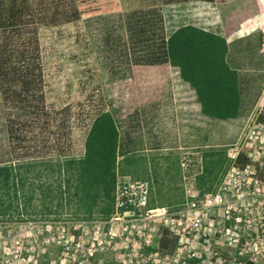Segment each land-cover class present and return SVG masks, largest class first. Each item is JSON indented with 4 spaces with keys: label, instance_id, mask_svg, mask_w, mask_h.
<instances>
[{
    "label": "trees",
    "instance_id": "1",
    "mask_svg": "<svg viewBox=\"0 0 264 264\" xmlns=\"http://www.w3.org/2000/svg\"><path fill=\"white\" fill-rule=\"evenodd\" d=\"M231 1L162 0L161 4ZM121 14L120 0H0V224L64 213L108 218L114 211L118 172L145 181L154 178L158 185L160 174L141 154L143 131L156 115L171 69L194 93L204 117L219 122L237 119L244 88L237 70L229 65L228 40L194 25L168 35L161 6L127 15L126 39L122 37L133 78L148 80L154 87L148 98L129 99L119 110H110L97 91L77 106H51L40 30L108 22ZM104 26L108 38L114 39L112 25ZM202 155L201 195L216 189L228 164L224 150ZM240 161H246L245 155ZM168 174L169 168L164 176ZM163 182L165 189L158 188L152 206L179 209L183 190L172 187L170 179Z\"/></svg>",
    "mask_w": 264,
    "mask_h": 264
},
{
    "label": "rangeland",
    "instance_id": "2",
    "mask_svg": "<svg viewBox=\"0 0 264 264\" xmlns=\"http://www.w3.org/2000/svg\"><path fill=\"white\" fill-rule=\"evenodd\" d=\"M161 3L162 0H120L122 14L108 22L40 30L48 103L54 107L77 106L88 95L100 91L110 110H119L129 99H146L154 89L148 80L133 78L123 55L124 26L127 15L132 12L161 6L168 35L182 26L194 25L228 40V62L237 70L244 88L239 115L228 122L204 117L195 103L194 93L173 69L170 70L161 100L154 109L156 115L143 131L144 150L141 154L160 174L158 185L154 178L148 181L152 188L151 204L158 200V188L165 189L163 180L170 179L172 187L182 189L183 193L186 183L200 191L198 176L204 171L202 154L212 149L226 152L238 143L264 94V0H232L221 5ZM107 23L112 25L114 39L107 36L104 28ZM184 157L203 168L202 173L199 169L195 180H183L181 160ZM168 168L170 174L166 178ZM179 170L181 177H178ZM108 218L96 214L89 219L64 213L34 217L28 221L7 220L0 224V264H40L48 260L50 264H78L75 259L78 255L71 241V235L77 232L74 226ZM86 264L119 263L114 252L103 251Z\"/></svg>",
    "mask_w": 264,
    "mask_h": 264
},
{
    "label": "built area",
    "instance_id": "3",
    "mask_svg": "<svg viewBox=\"0 0 264 264\" xmlns=\"http://www.w3.org/2000/svg\"><path fill=\"white\" fill-rule=\"evenodd\" d=\"M226 153L218 187L201 195L186 183L177 210L153 207L150 183L118 172L112 215L74 226L78 264L103 251L119 264H264V94ZM199 169L181 160L184 181Z\"/></svg>",
    "mask_w": 264,
    "mask_h": 264
}]
</instances>
